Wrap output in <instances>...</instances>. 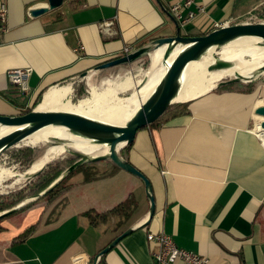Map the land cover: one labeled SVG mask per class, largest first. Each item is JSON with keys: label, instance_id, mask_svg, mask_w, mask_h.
I'll return each mask as SVG.
<instances>
[{"label": "crops", "instance_id": "crops-1", "mask_svg": "<svg viewBox=\"0 0 264 264\" xmlns=\"http://www.w3.org/2000/svg\"><path fill=\"white\" fill-rule=\"evenodd\" d=\"M172 1L65 0L32 17L30 9L48 0H0L8 6L6 30L0 31V114L20 113L54 86H70L73 97L75 84L95 92L97 84L110 83L124 65L101 70L97 65L120 57L126 46L133 50L177 34ZM195 1L204 11L180 25L182 35L263 20L264 0ZM106 21L113 22L110 30L103 28ZM27 67L32 70L24 91L8 73ZM215 82L187 106L138 130L125 156L149 178L155 213L107 252L104 264H157L150 231L172 236L178 247L208 257L210 264H264V144L256 133L263 117L255 113L264 104V74L232 88ZM95 176H73L57 210L43 223L42 216L36 219L37 229L25 240H16L22 230L9 233L13 225L0 230V264H88L123 231L148 219L150 200L141 179L126 197L122 169ZM110 178L118 180L117 191ZM108 193L116 194L114 206L131 195L136 206L127 216L109 215L94 225L87 210L114 206L100 210L87 196Z\"/></svg>", "mask_w": 264, "mask_h": 264}, {"label": "water", "instance_id": "water-1", "mask_svg": "<svg viewBox=\"0 0 264 264\" xmlns=\"http://www.w3.org/2000/svg\"><path fill=\"white\" fill-rule=\"evenodd\" d=\"M64 1L48 0L47 4L32 8L29 13L32 17L40 16L43 13L61 6ZM176 23L178 31L176 35L154 39L147 45L137 47L127 54H123L120 57L105 61L96 66V69L101 70L132 64L145 56H150L151 60L152 53L158 50L162 52L160 63L166 68V72L162 75V78L152 93L143 102L137 114L126 122H110L80 112L63 109L38 110L37 106L23 114H0V128L13 127L7 133L0 135V154L25 141L36 131L47 126L55 125L71 127L70 133L72 135L82 138L85 142L92 143L97 150L107 148L105 153L98 154L75 147L69 148L68 152L79 157V160L72 164L49 188L77 167L101 160H110L115 165L129 171L143 181L146 195L150 200L148 219L140 225L129 227L118 235L96 255L93 264H98L101 256L109 252L125 236L137 228L147 225L155 213V197L149 178L121 155V151L125 146L134 142L139 129L150 126L158 121L166 114L172 104L186 102L197 97L195 96L182 101L177 100L178 91L184 83L185 70L190 61L194 58L205 56L212 48L221 50L227 43L242 37L256 36L259 38V44L264 48V20L223 25L202 35H182L179 30L180 25L177 21ZM175 51L176 53L173 55ZM215 58L216 60L208 66L209 72L227 69L236 65V60L223 59L217 53H215ZM152 68L151 65L148 74ZM148 74L141 80L142 82L147 80ZM261 74H264V64L250 76H245L241 73L226 76L230 77L229 79H224L225 76H223L218 79V85L250 81ZM255 113L263 117L258 123L257 128L264 129V104L258 105ZM50 142L51 145L68 144L72 142V139L52 137ZM47 163L42 165L39 170L28 173L27 178H32L39 174ZM48 189L40 195L44 194ZM27 202L29 200L24 201L15 208L0 212V217L16 211Z\"/></svg>", "mask_w": 264, "mask_h": 264}, {"label": "bare ground", "instance_id": "bare-ground-1", "mask_svg": "<svg viewBox=\"0 0 264 264\" xmlns=\"http://www.w3.org/2000/svg\"><path fill=\"white\" fill-rule=\"evenodd\" d=\"M214 49L212 48L209 52ZM175 53L176 51L173 55ZM159 54H161L160 57L155 60V56ZM161 57L162 52L159 50L152 53L150 66L152 65L153 68L150 70L146 81H138L135 78L136 76L128 75L122 81L108 83L104 90H96L91 93L92 97L82 98L78 103H74L69 99V96H71L70 86H54L45 92L43 100L38 104L37 109L48 110L56 109L55 107H62L63 110L80 112L110 122H126L137 114L143 102L152 93L162 78V75L166 72V68H163L160 63ZM220 57L226 60H236V65L227 69L209 72L208 66L216 60L215 56H200L191 60L186 67L185 74L193 73L196 75L185 77L183 85L179 88L177 100H187L208 91L212 82L223 76H231L235 73H241L245 76L254 74L264 64V48L259 44L258 37H242L227 43L223 47ZM196 59H201L203 62L194 64L193 62ZM209 74H212L210 79L207 78ZM132 89L134 91L130 99L123 101L119 105L110 104V97H112L113 92ZM11 129L13 127L0 128V135L7 133ZM70 129L71 127L69 126H47L29 136L26 140L40 139L44 144L49 145L43 152V160L34 169L24 173H16L10 168L0 166V184L13 176H20L26 180L28 173L39 170L42 165L51 161L53 155L49 156L51 153L50 149L61 150L64 154L71 147L83 149L88 152L93 151L95 154L105 153L107 151L106 147L97 150L92 143L85 142L82 138L72 135ZM52 137L72 139V142L51 145L50 141ZM14 184L16 185V182Z\"/></svg>", "mask_w": 264, "mask_h": 264}, {"label": "trees", "instance_id": "trees-1", "mask_svg": "<svg viewBox=\"0 0 264 264\" xmlns=\"http://www.w3.org/2000/svg\"><path fill=\"white\" fill-rule=\"evenodd\" d=\"M261 17L264 18V12L262 13ZM210 56L211 53L208 52L205 56L202 57H210ZM229 78L230 77H225L224 79H229ZM234 84H237V82L230 84H223V85L224 87L232 88ZM89 89L90 86H88L87 84H82L80 86L75 84L74 92H73V98H74L73 101L88 97L90 91ZM41 97H42V93H40L38 98L35 99L34 105L38 102V100L40 101ZM191 101L192 100L186 102H176L172 104V106L168 109L166 113L172 111L175 107L187 106ZM34 105L30 106L29 108H26L25 110L20 111V113L23 114L31 111L34 108ZM164 116H162L159 120H161ZM159 120L151 125L157 124ZM132 144L133 143L125 146L121 151V155H123L127 160L128 158L125 156V152L128 148L132 146ZM48 146L49 145L44 144L43 141H41L40 139L25 140L21 142L20 145L12 147L6 151L9 154V163L16 164L20 169L19 173L28 172L29 170L34 169L38 164L41 163V161L43 160V152L48 148ZM77 160H79V157L69 152L65 153L63 156L54 155L51 161H49L46 164V166L42 169V171L39 174L35 175L32 178H26V180L23 179L21 184L15 187L14 190H11L6 194H0V212L7 211L13 208L14 206H17L18 204L22 203L26 198L32 196H38L39 199L43 198L44 196L49 202L52 203H55L59 199L61 200L64 197V195L70 191L72 187L71 178L80 172L87 171L86 168L89 165L97 164L95 162L83 164L77 167L71 173L64 176V178H62L59 182H57L55 185L49 188L52 185V183H54V181H56ZM109 162L112 164V166L115 169L117 170L122 169L119 166L115 165L112 161L109 160ZM85 173H86V179L89 180L93 178L91 177L90 173L87 172ZM46 189L48 190L43 195H40ZM31 203L32 202L25 204L24 206L21 207V209H24L26 206H29ZM135 206H136V201L131 195L128 199L117 204L116 206H114L113 208L107 211L95 213L93 209H89L86 211V214L91 220V223L95 225L100 220L103 221L106 220V218L109 215L127 216L132 212ZM2 218H4V216L0 217V220ZM37 226H38L37 224H33L27 227L18 235L16 240L18 241L25 240V237L30 235L35 229H37ZM3 228L4 227L0 225V229ZM96 255L90 258L88 264H93ZM104 255L101 256L98 264H104Z\"/></svg>", "mask_w": 264, "mask_h": 264}, {"label": "rangeland", "instance_id": "rangeland-1", "mask_svg": "<svg viewBox=\"0 0 264 264\" xmlns=\"http://www.w3.org/2000/svg\"><path fill=\"white\" fill-rule=\"evenodd\" d=\"M260 18H262L264 20L263 17H260ZM222 50H223V48L221 50L220 49L219 50H217V49L212 50L210 52L211 57L215 56V53H217L218 56H220V53ZM160 55L161 54L156 55L155 60L158 59L160 57ZM150 62H151V60H150L149 56H145V57L141 58L140 60L133 62L132 64L124 65L125 67L123 66L121 68L122 69L121 73L113 76L111 78V82L122 81L128 75L136 76L137 74H139V75L136 76L135 78L138 81H141L144 77H146V75L149 72ZM202 62L203 61L201 59H196L193 63L196 64V63H202ZM191 75H196V74H193V73L185 74V77H188ZM211 76H212V74H209L207 78L210 79ZM231 78H233V77H231ZM215 81L216 80H214L212 82L211 86L218 82V81L217 82H215ZM61 85H66V84H60V86ZM107 85H108V83L97 84L96 85L98 87L97 90H104L107 87ZM90 88H91V86H90ZM47 90L42 92V97H41L40 101L38 100V102L34 105V101H35L34 100L33 103L31 104V106H33V105H34V107L38 106V104L43 100V97H44L43 95ZM133 91L134 90L132 89V90H126V91H122V92H119V91L113 92L112 97H110V104H114V105L122 104L123 101L128 100L132 97L131 94L133 93ZM93 92H94V90H90V94H89L90 97H92L91 93H93ZM69 99H71L73 101L74 98L72 96H69ZM79 100L80 99L73 101V102L78 103ZM65 102H66V100H65ZM55 108L56 109H62V107H55ZM18 145H20V144H18ZM50 151H51V153L49 154V156H51V155L63 156L64 155V152H61V150L50 149ZM95 163H97V164L89 165L86 168L87 171H84V172L90 173L91 177H96L95 176L96 173H106L107 169H109L111 171H117V169H115L112 166V164L109 162V160H101V161H97ZM0 166L10 168L13 171H15L16 173H19V171H20V169L18 168V166L16 164H14V163L10 164L9 163V154L6 151L4 153L0 154ZM122 172L128 176V180H127V183L125 182L123 184L121 190H123L122 191L123 196L128 197V195L131 193V191H133L135 184L140 183V178L135 176L134 174L130 173L127 170L122 169ZM23 179L24 178H22L20 176H13L10 179L4 180L2 182V184H0V194H6V193L10 192L11 190H14L15 187H17L18 185L21 184ZM107 181H108V184L111 187L112 191H117V189L119 188L118 187L119 186L118 180H114L113 178H110V180H107ZM15 182H16V186L14 184ZM17 182H19V183H17ZM90 195L91 194H89L87 196V199H90L89 202L91 204L95 205L100 210L103 209L102 207H104V206H111V205L114 206L115 202L113 201L114 200L113 198H114V196H116V194H109L108 193L105 196H100V195L97 196L96 194H92V196H90ZM26 200H29V202H27V203H30V202H32V203L29 206H26L24 209H21V207H22L21 206L19 209H17L16 211H14L12 213H9L8 215H5L4 218H2L0 220V225L4 227L3 229H5L6 227L8 228V225L14 226V230L9 232L11 235L18 234L20 230L23 231V229L25 227L27 228V226H29V225L31 226V224L35 223L37 221L36 219H40L41 216L43 218L42 223L45 222L46 217L49 218L51 216V214L57 210L59 203L61 202L62 199L61 200L59 199L55 203H52V202H49L44 196H43V198H40V199L38 198V196H32V197L26 198L24 201H26ZM22 203H20L18 205H21ZM17 206H14L13 208H15ZM41 208L42 209L44 208L42 211L43 214L39 216V212H40L39 209H41ZM3 229H0V230H3Z\"/></svg>", "mask_w": 264, "mask_h": 264}, {"label": "built area", "instance_id": "built-area-1", "mask_svg": "<svg viewBox=\"0 0 264 264\" xmlns=\"http://www.w3.org/2000/svg\"><path fill=\"white\" fill-rule=\"evenodd\" d=\"M204 11V7L197 5L195 0H173L169 5V12L179 25H186L191 22L196 16ZM8 15V6L5 2H0V31L6 30V22ZM112 21L103 23V28L110 30ZM217 27H221L216 24ZM132 51L131 46H126L124 54ZM31 68H18L9 71L10 81L19 86L21 90L27 91L28 77L31 73ZM257 135L260 137L264 144V129L256 130ZM147 239L152 247V253L157 264H173L180 260L184 264H210L208 257L200 255L193 251L180 248L176 245L172 236L162 232H148Z\"/></svg>", "mask_w": 264, "mask_h": 264}, {"label": "flooded vegetation", "instance_id": "flooded-vegetation-1", "mask_svg": "<svg viewBox=\"0 0 264 264\" xmlns=\"http://www.w3.org/2000/svg\"><path fill=\"white\" fill-rule=\"evenodd\" d=\"M90 90H91V88H90ZM89 94H90V91H89Z\"/></svg>", "mask_w": 264, "mask_h": 264}]
</instances>
